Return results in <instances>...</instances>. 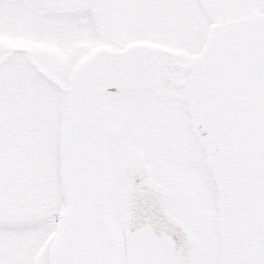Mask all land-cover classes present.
<instances>
[{"label": "snow or ice", "instance_id": "obj_1", "mask_svg": "<svg viewBox=\"0 0 264 264\" xmlns=\"http://www.w3.org/2000/svg\"><path fill=\"white\" fill-rule=\"evenodd\" d=\"M0 264H264V0H0Z\"/></svg>", "mask_w": 264, "mask_h": 264}]
</instances>
